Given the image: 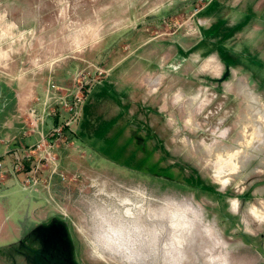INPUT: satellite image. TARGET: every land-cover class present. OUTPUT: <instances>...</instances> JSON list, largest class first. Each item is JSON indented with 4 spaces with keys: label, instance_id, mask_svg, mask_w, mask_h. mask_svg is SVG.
<instances>
[{
    "label": "rangeland",
    "instance_id": "obj_1",
    "mask_svg": "<svg viewBox=\"0 0 264 264\" xmlns=\"http://www.w3.org/2000/svg\"><path fill=\"white\" fill-rule=\"evenodd\" d=\"M209 1L0 0V82H12V68L35 76L70 64V78L56 85L71 106L76 74L93 80L64 131L63 174L35 193L14 185L3 194L20 230L0 245V264H77L75 255L79 264H264L261 23L226 41L231 53L220 51L215 71L146 77V99L126 104L103 80L112 45L122 54L126 38L199 31ZM98 63L105 75H92Z\"/></svg>",
    "mask_w": 264,
    "mask_h": 264
},
{
    "label": "crops",
    "instance_id": "obj_2",
    "mask_svg": "<svg viewBox=\"0 0 264 264\" xmlns=\"http://www.w3.org/2000/svg\"><path fill=\"white\" fill-rule=\"evenodd\" d=\"M214 1L216 0H210L205 8L198 12L199 31L190 26L187 32L177 30L165 38L152 37L145 33L140 34L138 38H126L128 40L124 45L126 51L122 54L118 53L119 48L116 45H112L113 48L109 53L107 52V56H103L107 60L105 65L110 69L109 75L103 80L110 82L112 90L116 89L115 94L125 96L126 101L123 102L128 104L135 101V97L139 100L140 97L146 99L147 94L143 91L142 85V80L146 77L148 79L160 73L174 75L185 71L195 72L204 67L212 71L218 69L219 66L214 64L215 60L219 64L223 61L220 51L225 49L231 53L230 48L225 45L228 39L236 33L253 28L255 24L257 29L260 23L264 27V0H219L217 9L209 11L208 8ZM206 10L207 12L201 15ZM230 12L235 13V18H239L238 21L231 23ZM97 54L93 51L88 59L96 60V56H100ZM83 55L87 54L83 53ZM70 66L67 63L61 64L53 71L35 76H31V70H28L29 74H27L12 68V71L7 73L8 78L13 79H10L12 82H0V145L2 146L0 156L5 158L4 162L7 166V172L0 177V245L5 242L12 243L20 230L9 212L12 198H4L3 194H7L6 191L14 185H18L23 191L33 192L23 188V174L10 169L12 154L14 155L22 145H29L38 137L35 133L24 135L27 132L23 121L28 119L27 106L37 103V95H41L40 90L44 94L48 79L57 84L66 83L70 78V68H72ZM173 66H177V69L173 70ZM99 83L93 86L91 92ZM106 96L111 99L109 93ZM124 108L123 110L126 111ZM8 138L12 141L7 147L4 141ZM41 218L42 220L49 218V212Z\"/></svg>",
    "mask_w": 264,
    "mask_h": 264
},
{
    "label": "built area",
    "instance_id": "obj_3",
    "mask_svg": "<svg viewBox=\"0 0 264 264\" xmlns=\"http://www.w3.org/2000/svg\"><path fill=\"white\" fill-rule=\"evenodd\" d=\"M92 70L98 75H105L107 70L100 63L92 64ZM78 84L74 91L71 106H69L68 99H65L61 92L62 87L56 85L55 82L48 79L46 89L44 92L43 101L41 100V108L38 105H30L26 109L27 121L23 120L27 132L24 135L31 133L38 134L36 140L29 145H22L14 152V160L11 165L13 172H22V186L26 190L38 191V185H41L43 181H52L53 175H62L63 172L59 171V157L58 152L63 151L67 147V142L64 140V131L71 123L76 124L80 115V103H82L83 93L86 94L89 91L93 80L91 76L89 78V72H85L84 69L80 70L77 74ZM90 82L87 80L90 79ZM72 94V93H71ZM66 96L68 94H65ZM84 98V97H83ZM38 102V100H37ZM53 103H58L62 107L68 109L70 114L62 119L55 112L51 111L49 106ZM55 116L57 121H52L48 125L49 117ZM47 126V128H46ZM12 140L10 138L4 141L6 146ZM11 153L12 151H8ZM49 170H44L48 169ZM58 169V171H56ZM7 172V166L0 156V177ZM42 173H45V177L42 178Z\"/></svg>",
    "mask_w": 264,
    "mask_h": 264
},
{
    "label": "flooded vegetation",
    "instance_id": "obj_4",
    "mask_svg": "<svg viewBox=\"0 0 264 264\" xmlns=\"http://www.w3.org/2000/svg\"><path fill=\"white\" fill-rule=\"evenodd\" d=\"M108 203H110V202H108ZM64 251H65V253L67 254V251H66V249L64 248ZM75 256H77V260L75 261V262H77V264H79V257H78V255H75ZM69 257V256H68ZM72 261V259H68V261L66 262V264H69V262H71Z\"/></svg>",
    "mask_w": 264,
    "mask_h": 264
},
{
    "label": "trees",
    "instance_id": "obj_5",
    "mask_svg": "<svg viewBox=\"0 0 264 264\" xmlns=\"http://www.w3.org/2000/svg\"><path fill=\"white\" fill-rule=\"evenodd\" d=\"M222 50H223V48H222ZM223 51H225V49Z\"/></svg>",
    "mask_w": 264,
    "mask_h": 264
}]
</instances>
